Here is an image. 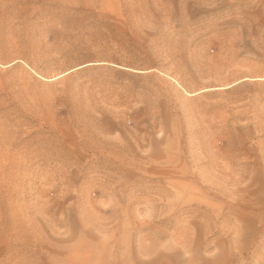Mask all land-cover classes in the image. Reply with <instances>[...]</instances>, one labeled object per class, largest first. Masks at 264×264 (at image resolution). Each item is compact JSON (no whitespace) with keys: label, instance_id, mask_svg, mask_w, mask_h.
<instances>
[{"label":"rangeland","instance_id":"rangeland-1","mask_svg":"<svg viewBox=\"0 0 264 264\" xmlns=\"http://www.w3.org/2000/svg\"><path fill=\"white\" fill-rule=\"evenodd\" d=\"M0 264H264V0H0Z\"/></svg>","mask_w":264,"mask_h":264}]
</instances>
